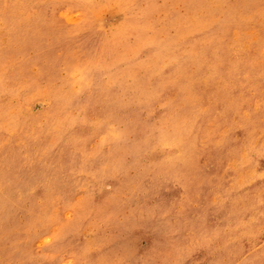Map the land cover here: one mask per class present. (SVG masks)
<instances>
[{"label": "rangeland", "instance_id": "1", "mask_svg": "<svg viewBox=\"0 0 264 264\" xmlns=\"http://www.w3.org/2000/svg\"><path fill=\"white\" fill-rule=\"evenodd\" d=\"M0 264H264V0H0Z\"/></svg>", "mask_w": 264, "mask_h": 264}, {"label": "bare ground", "instance_id": "2", "mask_svg": "<svg viewBox=\"0 0 264 264\" xmlns=\"http://www.w3.org/2000/svg\"><path fill=\"white\" fill-rule=\"evenodd\" d=\"M248 138H249V137H248ZM255 152H256V151H255ZM255 152H254V153H255ZM256 165H257V164H256ZM42 179H43V178H42ZM46 180H47V179H46ZM38 181H39V180H38ZM44 181H45V180H44ZM44 181H43V182H44ZM39 182H40V181H39ZM44 183H45V182H44ZM47 183H49V182H47ZM37 184H38V183H37ZM41 184H42V183H41ZM46 188H47V187H46ZM49 188H50V187H49ZM19 190H20V189H19ZM19 193H20V192H19ZM20 196H21V195H20Z\"/></svg>", "mask_w": 264, "mask_h": 264}]
</instances>
